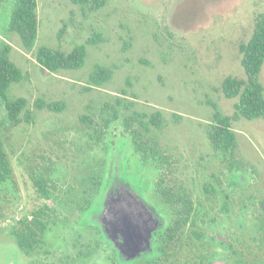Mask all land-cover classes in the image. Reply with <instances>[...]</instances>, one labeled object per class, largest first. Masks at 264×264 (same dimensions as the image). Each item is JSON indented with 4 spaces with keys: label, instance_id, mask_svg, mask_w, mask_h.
Returning a JSON list of instances; mask_svg holds the SVG:
<instances>
[{
    "label": "rangeland",
    "instance_id": "374dc122",
    "mask_svg": "<svg viewBox=\"0 0 264 264\" xmlns=\"http://www.w3.org/2000/svg\"><path fill=\"white\" fill-rule=\"evenodd\" d=\"M12 4L0 3V46L9 44L8 57L23 76L10 83L7 96L25 97L32 120L22 112L10 124L0 99V140L10 167L9 178L0 184V264H111L112 250L92 221L97 217H83L78 208V187L100 165L107 177L102 202L115 176L142 198L148 176L149 199L160 177L165 187L200 206L203 185L214 184L223 193L238 191V207L248 202L256 218L246 221L247 229L264 227L257 215L264 203V118L232 121L236 143L231 152L214 150L205 130L213 103L223 114L234 111L236 98L223 95L221 82L227 75L245 76L237 45L264 14V0H106L97 10L72 0H37V37L30 51L7 28ZM94 35L100 39L89 44ZM80 44L87 56L78 69L52 73L35 59L41 45L67 52ZM96 63L112 70L111 79L87 89ZM259 79L264 86V63ZM37 99L65 106L39 109ZM156 110L159 126L149 122ZM140 113H145V132L138 121H129ZM132 130L142 131L140 142L147 149H156L154 159L142 160ZM37 177L47 180L50 197L39 193ZM44 205L50 208V224L41 247L26 254L16 241L19 221ZM146 211L162 224L157 212ZM239 221L244 220L239 216ZM255 232L253 254L264 259V231ZM239 235L245 243L247 236ZM243 257L254 259L244 252Z\"/></svg>",
    "mask_w": 264,
    "mask_h": 264
},
{
    "label": "trees",
    "instance_id": "16d2710c",
    "mask_svg": "<svg viewBox=\"0 0 264 264\" xmlns=\"http://www.w3.org/2000/svg\"><path fill=\"white\" fill-rule=\"evenodd\" d=\"M13 4L8 15L7 28L15 32L23 45L30 51L32 50L38 29V13L37 0H12ZM75 4L87 7L90 10H97L103 6L106 0H72ZM1 3V0H0ZM102 38V37H101ZM100 36L94 35L88 40V43L94 44ZM0 46V99L4 102L5 119L10 124H16L20 118V113L24 112L27 121L32 120V110L28 107V101L25 97L9 99L7 90L12 82H18L22 79V70L12 62L8 53L10 46L2 43ZM237 53L240 65L243 68L244 77L227 75L221 82V91L226 98H236L234 103V111L232 114H223L218 106L213 103V112L211 121L206 124V134L210 144L214 150L222 153L231 152L236 143V134L231 127L232 121L245 119L264 118V86L260 82L259 74L264 63V14H259L255 21L252 32L247 40H242L237 45ZM36 61L49 72H57L65 69H78L85 61L87 56L85 44L74 46L71 50L64 52L45 45L39 46L35 52ZM112 76V70L104 65L95 64L93 70L88 76L87 89L92 86H101L109 81ZM35 107L41 109L46 108L52 111H60L65 106L63 101L45 102L37 99L34 103ZM145 113L138 116H132L130 120L138 121L141 128L148 130L147 124L142 120ZM149 122L155 126L161 123V112L156 110L150 114ZM128 126V125H127ZM126 126V128H127ZM132 140L135 149L142 153V160L146 161L148 157L156 156V149L149 147L148 149L141 144L140 137L142 131L132 130ZM158 157V156H157ZM160 161H164L163 156L159 155ZM106 166V163L104 162ZM100 168L95 170L92 175L82 182L83 185L78 187V197L80 203L78 208L83 217L89 215L95 216L101 209L102 200L101 193L105 186L107 177L102 175ZM109 167L107 166V170ZM102 175V176H101ZM10 176V167L8 159L0 140V184L5 182ZM35 184L39 193L43 196L50 197L47 180L44 177L35 178ZM166 188V187H165ZM164 188V189H165ZM167 190V189H165ZM189 209L192 208L191 200L187 199ZM50 208L44 205L32 212L30 219H21L19 224L21 227L15 232L16 241L19 247L26 253L35 252L36 248L41 247L43 236L50 224L49 218ZM91 221V220H90ZM97 225L98 232L101 237L105 238L102 228L97 220H92ZM95 225V226H96ZM115 250V249H114ZM117 252V250H116ZM115 252V253H116Z\"/></svg>",
    "mask_w": 264,
    "mask_h": 264
},
{
    "label": "flooded vegetation",
    "instance_id": "af4514ba",
    "mask_svg": "<svg viewBox=\"0 0 264 264\" xmlns=\"http://www.w3.org/2000/svg\"><path fill=\"white\" fill-rule=\"evenodd\" d=\"M140 162L142 163L141 159ZM148 178L147 176L144 181L147 190L143 191L141 198L152 211L161 216L162 224L156 225L153 216L148 213L140 214L147 226L145 233L151 247L145 248L139 256L129 259L120 258L112 242L102 237L106 246L112 250L109 255L111 264H243L244 261L246 264H264V259L257 260V256L253 254L255 231L259 235L260 231H264V227L255 231L246 228V221L253 220L255 223L256 214L253 209H249L248 202L238 207V191L223 193L221 189H217L218 185H203L202 205L191 200L192 208L189 209V198L182 193H174L168 184L165 188L160 182V177L156 178L155 187L152 186L154 198H147L145 193L151 186L147 182ZM221 193L223 199H219ZM216 200L220 203L216 208L207 205ZM261 209V213L257 215H261L263 220L264 203ZM239 216L244 220L243 223H240ZM197 217L199 221L196 220ZM197 224H201V227ZM153 225L156 228L150 231ZM209 230L210 232H207ZM240 233L247 236L245 243H242ZM243 252L245 256L254 259H246Z\"/></svg>",
    "mask_w": 264,
    "mask_h": 264
},
{
    "label": "water",
    "instance_id": "95a60500",
    "mask_svg": "<svg viewBox=\"0 0 264 264\" xmlns=\"http://www.w3.org/2000/svg\"><path fill=\"white\" fill-rule=\"evenodd\" d=\"M95 215L106 238L112 242L120 258L139 256L151 244L145 232L147 226L140 214L147 213L148 204L142 200L129 183L115 176ZM145 204H143V203ZM144 206H147L145 208ZM150 228V231L153 230Z\"/></svg>",
    "mask_w": 264,
    "mask_h": 264
}]
</instances>
